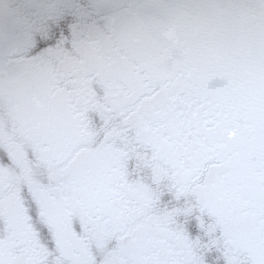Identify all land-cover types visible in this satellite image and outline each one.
<instances>
[{"label": "rangeland", "instance_id": "1", "mask_svg": "<svg viewBox=\"0 0 264 264\" xmlns=\"http://www.w3.org/2000/svg\"><path fill=\"white\" fill-rule=\"evenodd\" d=\"M94 4L90 0H76L74 10L65 15V21L48 23L39 16L31 21L24 20L26 33L24 35L28 36L31 30L34 31L37 34L36 43L39 45L34 49L39 56L34 63V60L30 62L31 65L23 64L24 69L16 63L7 62V56L14 48L10 41L14 44L21 39L18 37L14 39L13 31H8L7 34L0 32V140L5 139L2 135L4 127L2 119L6 116L4 109L12 107V102H15L12 93L14 96L15 92L21 94L22 89L25 91L21 100L25 103L23 111L26 109L28 115L34 113L32 119L36 121L32 128L26 126L25 130L28 129L33 134L40 133L45 145L47 140H50L49 136H52L54 141L56 131L62 132L60 136L62 140H65L69 133L71 135L77 133L80 124L76 123L75 118L81 103L77 100V93L72 96L73 92L61 87V90L56 89L57 94L54 95L50 92L47 95L41 92L47 90L44 87L52 77L53 65L50 62L47 68L48 65L45 66L44 61L38 64L37 59L44 55L54 59L52 60L54 65L57 63L59 66H65V62L67 64L68 60H73V55L78 57L71 39L76 33H80L81 38L88 41L79 44L80 49H90L87 47L92 46L91 43H101L102 46L107 45L124 53L126 42L122 43L123 36L116 23L118 19L121 23L123 18L120 14L125 13L124 18L131 17L135 20L146 41L154 49L153 52L161 58L169 76L167 83H173L175 86L173 89L176 91H184V96L190 100L184 101L181 106L175 104L171 99L173 98L171 89L166 87L164 92L161 91L160 87L150 82L149 72L142 69L145 84H151L148 85L151 92L143 101L150 108L158 106L165 119L176 128L175 131H180L185 139L192 142L209 167L203 182H194L184 190H179L172 178L171 169L164 163H158L154 152L132 128L127 127L122 130L119 141V147L125 151L121 160L124 177L131 181L141 195L153 202L155 205L151 211L155 213L153 218L165 224L174 239H178L180 264H252L248 256L226 243L221 237L218 222L201 205L198 196L209 184L217 186L216 196L235 202L240 207H251L252 217L255 220L261 219L264 227V203L258 204L256 200L251 199L250 192L242 185L245 183L244 179H239L236 173L239 170L237 166H244L246 171L259 176L264 186V120L256 107H250L251 100L248 96H242V91L236 90V84H230V79H224L222 70H217L219 64H214L215 58L224 60L227 50L197 33H190L185 16H179L169 0H99V3ZM4 16L0 13L1 19ZM100 45H96V48ZM3 49L8 55L2 52ZM13 54L15 51L11 53L9 62L14 61ZM98 55V51L94 50L93 57L96 58ZM85 78L84 82L88 85L87 95L95 102L94 107H85L81 120L94 136L98 137L102 131L99 130L100 127L104 126L103 116L109 110L106 104L107 93L98 84L95 75L87 73ZM76 84L72 82L70 87L78 90ZM32 90L40 94L37 95V99H30ZM40 96L42 105L38 103ZM173 100H176V97ZM12 109L18 111L14 106ZM48 110L51 113H48ZM42 113L48 114L51 119L53 117L52 121H45ZM55 113L64 114L60 121H57ZM201 121L205 125L199 123ZM197 122L198 127L195 126ZM235 122L240 125L238 129ZM210 125L216 128L219 135L222 133L227 135L224 137L227 143H224L221 150L216 148L219 137L214 144L208 143L206 132ZM7 144L9 145L7 140L0 141V254L9 251L5 255L8 256V262L5 263L88 264L91 259L93 261L90 264L99 262L106 264L110 262L109 260H115L119 250L118 235L113 228L99 237H92L84 232L81 242H87L88 248L73 246L74 241L80 240L74 236L65 237L69 245L65 246L62 230L59 233L61 237L58 238L60 243L52 236L55 225L48 222L45 216L52 217L47 213L48 195L45 191L47 188L52 191L48 181L50 173L41 172L46 169V165L39 163L31 146L26 147L30 149L26 161L21 159L25 173L11 168L7 157L9 152ZM54 148L55 144L52 143L49 149L54 151ZM33 168L36 170L30 172ZM81 187L84 190L90 188ZM67 193L71 191L67 190ZM68 196L70 200L74 199L73 195ZM12 197L18 201L15 202ZM224 204L222 202L220 209L226 207ZM242 218L244 227L252 221L243 216ZM238 219L235 218L232 222ZM58 220L59 218L56 220L52 218L54 224L61 225L63 222ZM75 230L79 231L78 228ZM27 238L35 241L34 244L30 243L32 245L30 250L34 251V254L31 253L32 257L28 255L30 244L24 242ZM177 250L175 245L173 251ZM118 259L122 260L120 257ZM150 263L151 261L148 264Z\"/></svg>", "mask_w": 264, "mask_h": 264}, {"label": "trees", "instance_id": "2", "mask_svg": "<svg viewBox=\"0 0 264 264\" xmlns=\"http://www.w3.org/2000/svg\"><path fill=\"white\" fill-rule=\"evenodd\" d=\"M90 2L93 4L94 2L99 3V0H90ZM75 6L76 0H0V13L5 15L2 19L0 18V32L7 34L8 31H13L14 39L16 37L21 39L15 41L14 44L9 40L10 44L14 45L9 55L7 51L2 50L8 55L7 62L16 63L24 69L23 64L31 65L30 62L34 60V63L39 56L38 52L35 53L34 51V49L39 47L38 43H36L37 34L31 30L28 36L24 35L26 34L24 32V20L26 22L31 21L39 16L40 19L48 23L65 21V15L72 9L74 10ZM124 14H120L121 18H123L121 23L119 19L117 20L118 22L116 21V27L123 36L121 41L128 42V37L140 38L136 40L142 43L140 47H142V53L145 54V59L153 64H158L161 71L157 70V68L149 69L147 65H140V68H137L140 63L137 56H131L126 50H123L124 53L122 51L119 52L118 49L109 48L105 44V46H102L100 45L101 43H91L92 46L87 47L90 49H80L81 46L79 44L88 42L86 38H81L80 33H76L71 38L73 39V44H75L73 49L78 57L73 55V60H68L67 64L65 62V66H59L57 63L54 65L52 61L54 59L44 55L37 59L38 64H42L44 61V65H48L47 68L50 62L53 65L51 69L52 77L50 76L48 84L44 87L47 90H42L41 92L46 95L50 92L54 95L57 94L56 89L61 90V87L68 89V92H73L72 96L77 93V100L81 102L75 118L76 123L80 124L76 134L71 135L69 133V136L62 140L60 138L62 132L56 131L53 141V144H55L54 151L47 150L45 140H40L44 150L42 152L39 151L37 159L39 163L42 162V164L46 165V169L41 172L50 173L48 181L52 186V191L48 190V188L45 190L48 195L46 199L48 212L47 210L46 212L52 217L49 218V215L45 216H47L48 222L55 225V231H53L52 236H55L56 238H54L58 242V238L61 237L59 233L62 230L64 239L66 236L69 238L73 236L77 239L80 238L79 241L73 242V246L76 248L87 247V242H81L83 241L82 234L84 235V232L86 235L90 234L92 237H99L101 234L103 236L105 231L107 232L110 228H113L120 238V244L127 245L129 244L128 241L123 239L129 235L127 232L129 229L135 232L146 230L149 235L145 246L156 249L162 248L167 256L164 259H169L168 248L169 241L172 239L171 232L167 231L163 224L153 218L155 216V213L151 212L155 207L153 202L149 201L150 199L146 198V196L141 195L131 181H127L126 177H124L121 160L125 155V151L119 147L122 130L130 127L139 135L143 142L154 152L157 162L164 163L171 169L172 178L179 190H184L191 183L203 182L205 175L208 173L209 164L203 161L192 142L185 139L180 131H175L176 128L165 119V115L158 106L150 108L143 101L146 95L151 92V87L148 86L151 84H145L143 80L145 77L141 74L142 69L149 72L151 76L150 82L154 86L160 87L161 91L164 92L166 87L171 89L172 97H176V100L171 98L175 104H180L181 106L190 100L184 96V91H176L173 89L175 88L173 83H167L169 76L167 70L163 67L161 58L153 52L154 49L146 41L140 26L135 20L127 16V19H125ZM161 25L163 26L162 23ZM175 39L177 38L175 37ZM96 45L100 46L96 48ZM94 50L99 53L96 58L93 57ZM14 51V61L9 62L10 55ZM63 70L65 72H62ZM87 73L95 75L98 84L107 93L106 104L109 106V110L103 116L104 126L103 128L100 127L99 130L102 131L98 137H95L84 121L81 120V114L85 112V107H94L95 102L86 92L88 85L84 80ZM72 82L77 83L76 87L78 90L70 87ZM23 90L21 94L20 92H15V96L12 93L15 102H12L11 106L18 108V111L12 109V107L4 109L6 112L8 111L4 113L6 115L4 121L6 132L9 134H26L23 137V141L26 143V139L30 138L32 131L25 130V127H30L28 123L33 121L32 116L34 113L28 115L26 109L23 111L25 106L24 101L21 102L22 97H24L23 93H25ZM37 95L39 96L40 94L36 90H32L30 99H37ZM40 98L41 96L38 98V103L42 105L43 102ZM47 100L48 98L45 101ZM48 113H51V111L48 110ZM42 115L45 121L50 122L53 119L48 114L44 115L42 113ZM63 115L55 113L57 121H60ZM10 137L12 136L10 135ZM9 143H12V141H9ZM31 143L34 148L36 140L33 139ZM7 157L11 168H15L16 171L20 170L21 173L24 172L22 161H26L28 155L18 158L16 153L9 150ZM35 170L33 168L30 172ZM81 186H90V188L84 190ZM216 187L209 184L204 192L198 194L201 205L216 219L221 237L226 242L248 256L252 264H264V248L256 249L257 251H255V248L249 247L250 239H252L251 232L249 234L248 231L236 232L231 230L230 234L227 233L233 219L240 216L245 218L246 216L252 220L253 217H248V211L240 207L239 204L229 202L225 198L221 199L218 195L216 196ZM67 190H70L71 193H67ZM69 194L74 196L73 200L69 199ZM13 200L15 202L18 201L16 199ZM222 202L225 203L226 207L220 209ZM227 210L230 211L227 212ZM144 215H147V218ZM52 218L53 220L59 218L58 221L63 223L61 225L59 223L54 224ZM75 228H78L79 231H76ZM85 229H88V231ZM55 239L54 242H56ZM24 242L26 243L27 241L25 240ZM33 242L35 241L33 240ZM64 243L65 246H69L66 239ZM140 246L141 243H134V247H137L136 249H141ZM8 252L0 254V264L8 262V256L5 257ZM123 252L120 250V253ZM92 261L90 259L88 264ZM106 264H112V262L110 261Z\"/></svg>", "mask_w": 264, "mask_h": 264}, {"label": "water", "instance_id": "3", "mask_svg": "<svg viewBox=\"0 0 264 264\" xmlns=\"http://www.w3.org/2000/svg\"><path fill=\"white\" fill-rule=\"evenodd\" d=\"M190 33L227 50L215 58L224 79L251 100L264 120V0H169Z\"/></svg>", "mask_w": 264, "mask_h": 264}, {"label": "flooded vegetation", "instance_id": "4", "mask_svg": "<svg viewBox=\"0 0 264 264\" xmlns=\"http://www.w3.org/2000/svg\"><path fill=\"white\" fill-rule=\"evenodd\" d=\"M128 38H129V41L126 42L125 48H126V51L128 52V54H130L131 56L135 55L139 58L140 63L137 65V68H140L139 67L140 65H145V66L147 65L149 67V69H156L157 68V70L161 71L158 64H153L152 62H148L145 59V54L142 53V47H140V45L142 43L138 42V40H136V39H140V38H137V37H128ZM181 103H182V101H181ZM3 112H4V110L1 113H3ZM2 121H4V119H2ZM199 123L204 124L202 121ZM199 123L197 122L195 124V126L198 127ZM235 123L237 124V129H238L240 125L237 122H235ZM35 124H36V121H30L28 123V126L33 127ZM208 124H210V123L208 122ZM208 127H209V130H207V132H206L208 134L207 136L209 138L208 143L214 144L215 141H217L218 137H219L220 140L217 141V142H219V144L216 145L217 146L216 148H218V150H221L222 149L221 147H224L223 145H225L224 143H227L226 138L224 139L226 134L222 133L221 135H219L218 132L216 131V128L213 125H210ZM2 130H3L2 135L5 136V139L8 142L12 141V143H9L10 146L7 144V146L9 147L8 149L13 151L14 153H16V156L18 158H23V155L27 156L30 153V149L26 148L27 146H31V148L34 149L33 154L36 157H38L39 151L42 152L44 150L43 145L41 143L43 138H42V136L40 137V133H37V134L30 133L31 134L29 136L30 138L26 139V143H24L23 137L26 136V134L25 135H23L22 133L9 134L8 132H6L5 121H4V127L2 128ZM10 135L12 137H10ZM221 136H223V137H221ZM48 138H50V140H47V145H46L47 150H49V148L51 147V145L53 143L52 136H49ZM5 139H3V140L6 141ZM33 139L36 140L34 148H33V144L31 143ZM3 140H0V141H3ZM32 160H33V158H32ZM237 167L239 169L236 172L238 175V178L244 179L245 183H242V185H244L248 189V192H250L251 199L256 200L258 204L264 203V186L261 183L260 177L257 176L256 174H253V173L246 171V169H244V166L239 165ZM248 174H250V175H248ZM238 198L241 200L240 196H238ZM243 208L246 211H248V217L253 216L252 213L250 212L251 207H243ZM144 217L147 218V215H144ZM238 218H239L238 220H235L233 222L231 221L229 228L227 230V233L230 234L231 230L232 231L234 230L236 232H241L243 230L248 231V233L251 232L252 234L249 233L252 236V239H250V241L251 242L253 241V242L251 245H249V247L253 248V249L255 248V250L256 249L259 250L260 248L263 249L264 248V246H263V244H264V231H262V230L264 229V227L262 225V220L261 219L255 220V218H253L252 221H249L247 226L244 227L243 226L244 220H243L242 216H240ZM246 218L247 217L245 216V219ZM253 221H254V224H253ZM164 226L166 227L165 224H164ZM166 229H167V231H170V229H168V228H166ZM127 232L129 233V235L126 236V238L124 237L123 240L125 241V239H126L129 244H127V245L123 244L122 245V244H120V238L119 237L117 238L118 239V241H117L118 245L117 246H118L119 254L116 255L117 258L115 257L114 258L115 260H110L112 262V264H148L150 261H151L150 264H180L179 261H181V257H179V255H178L179 254V245L177 243L178 239L177 238L174 239V236H172V239L169 241V248L167 247L169 249V257L171 259L170 258L164 259L167 256L165 255V252L162 250V248L156 249V248H149V247L145 246L147 236L149 235L146 230H140V232H135V231L129 229ZM26 241H27L26 243H29V244L35 243L30 238L29 239L27 238ZM135 242L141 243V246H140L141 249L140 248L136 249L137 247H134ZM31 244L28 245V248H29L28 255L32 257V254H34V251L30 250V249H32ZM236 244H238V242H236ZM175 245L178 248V250L176 252L173 251V248ZM120 250L124 251V252L120 253ZM118 257H120L122 260L120 261L118 259ZM99 264H101V262H99Z\"/></svg>", "mask_w": 264, "mask_h": 264}]
</instances>
